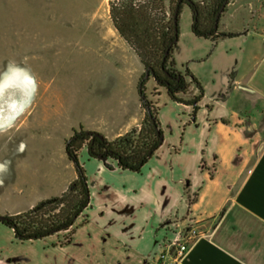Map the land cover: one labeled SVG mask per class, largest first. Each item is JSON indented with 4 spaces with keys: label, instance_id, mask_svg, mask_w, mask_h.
<instances>
[{
    "label": "crops",
    "instance_id": "crops-1",
    "mask_svg": "<svg viewBox=\"0 0 264 264\" xmlns=\"http://www.w3.org/2000/svg\"><path fill=\"white\" fill-rule=\"evenodd\" d=\"M253 4L252 0L230 1L219 19V31L234 34L218 40L208 53L204 49L190 59L183 55V33L188 47L195 45L198 37L191 29L189 8H185L186 13L183 9L174 60L177 69L187 67L200 82L203 97L194 118L191 106L167 98L186 109L183 131L191 128L198 136L195 141L184 136L178 145L171 144L161 161L149 165L140 188L123 185L107 189L106 203L97 213L101 224L98 235L105 237L100 239L97 252L92 237L84 238L88 247L70 264H157L162 242L184 226L192 227L196 235L177 264H264V20L259 19L257 28L246 24L255 12ZM184 16L190 23L185 32L181 29ZM194 61L207 64V69L198 73L192 66ZM143 70L142 66L135 82L127 87L123 82L118 84L119 78L110 79L111 84H118L116 102L92 118L78 119L63 141L78 126L99 132L108 140L138 126L144 117L138 93ZM151 79L150 90L146 86L149 97L155 86ZM162 90L166 92L160 88L159 96ZM189 92L193 96L197 89L191 85ZM188 95L183 98L189 99ZM159 116L158 111L160 121ZM64 156L63 163L48 177L50 188L32 193L26 209L59 195L76 178L66 150ZM110 170L120 169L113 164ZM85 215L88 221L81 227L89 222V215ZM83 218L80 215L76 221ZM55 244L44 245L67 246ZM4 261L0 259V264Z\"/></svg>",
    "mask_w": 264,
    "mask_h": 264
},
{
    "label": "rangeland",
    "instance_id": "rangeland-1",
    "mask_svg": "<svg viewBox=\"0 0 264 264\" xmlns=\"http://www.w3.org/2000/svg\"><path fill=\"white\" fill-rule=\"evenodd\" d=\"M252 1L255 12L248 16L246 24L257 28L259 19L264 20V0ZM108 2L0 0V215L20 208L27 210L32 193L50 188L48 177L66 159L63 140L70 134L71 125L114 104L118 84L123 82L127 87L141 73L137 55L112 25ZM185 17L181 23L183 32L190 30ZM203 39L198 37V42L188 47L183 33V55L190 59L197 58L204 49L208 53L213 45ZM192 66L198 73L207 69V64L198 61ZM112 78H119L118 84H111ZM152 83L150 78L148 90ZM191 93L188 92L190 98ZM158 107L163 142L140 172L110 170L101 159L89 157L86 148L79 151L78 161L90 194V206L84 212L89 222L77 227L71 243L64 247L44 245L61 240V233L18 242L12 230L0 222V259L5 260L4 264H70L88 247L84 243L88 236L98 251L105 235H98L101 224L97 213L106 203L107 189L123 185L140 188L149 165L156 164L157 159L161 161L171 144L178 145L184 136L193 141L198 136L197 130L183 131L181 121L186 109L169 102L163 90Z\"/></svg>",
    "mask_w": 264,
    "mask_h": 264
},
{
    "label": "trees",
    "instance_id": "trees-1",
    "mask_svg": "<svg viewBox=\"0 0 264 264\" xmlns=\"http://www.w3.org/2000/svg\"><path fill=\"white\" fill-rule=\"evenodd\" d=\"M178 1L168 0L167 7L166 0H109V15L114 29L135 52L144 69L138 80L144 117L138 126L113 140H108L99 132L85 130L82 126L74 129L65 141V150L75 166L76 178L59 195L43 199L25 211L3 215L5 219L0 222L12 230L16 241L40 240L61 233L62 239L55 245L64 246L72 241L77 227L88 221L84 212L90 206L89 187L84 169L78 161V153L83 147L89 157H101V160L110 161L120 170L141 171L161 145L159 136L162 130L158 119L160 88L166 90L171 101L191 106V117H195L198 102L203 97V88L187 67L177 69L174 60L177 42L170 46L165 55L170 42L176 35L179 37L181 9L186 5L191 10L194 35L210 40L213 46L218 40L234 33L213 30L215 16L224 0ZM177 6L178 30L175 32L174 12ZM147 69L149 76L145 77ZM150 78L155 81L151 98L146 93ZM191 85L197 89V94L184 99ZM153 97L156 99L152 100ZM111 163L107 164L108 168H112ZM80 215H84L82 222L75 224Z\"/></svg>",
    "mask_w": 264,
    "mask_h": 264
},
{
    "label": "built area",
    "instance_id": "built-area-1",
    "mask_svg": "<svg viewBox=\"0 0 264 264\" xmlns=\"http://www.w3.org/2000/svg\"><path fill=\"white\" fill-rule=\"evenodd\" d=\"M195 235L196 232L192 227L176 228L174 236L162 242L156 257L157 264H177L181 261Z\"/></svg>",
    "mask_w": 264,
    "mask_h": 264
},
{
    "label": "water",
    "instance_id": "water-1",
    "mask_svg": "<svg viewBox=\"0 0 264 264\" xmlns=\"http://www.w3.org/2000/svg\"><path fill=\"white\" fill-rule=\"evenodd\" d=\"M180 2V0L178 1V3ZM224 8V4L221 6V8H220V10L217 12V14H216V17H215V23H214V28H215V30H216V27H217V23H218V18H219V16H220V14H221V12H222V9ZM178 6L176 7V9H175V12H174V23H175V27H174V29H175V32L178 30L177 29V13H178ZM178 41V36L176 35L175 37H174V39L170 42V44L168 45V47L166 48V51H165V55L168 53V51H169V48H170V46L172 45V44H174V43H176ZM149 76V69H147L146 71H145V77H148ZM100 138H101V135H98ZM159 139H160V143H162V141H163V135L161 134L160 136H159ZM100 159H101V157H100ZM111 165H113V164H111ZM116 167V166H115ZM5 219V217L3 216V215H0V221H3Z\"/></svg>",
    "mask_w": 264,
    "mask_h": 264
},
{
    "label": "flooded vegetation",
    "instance_id": "flooded-vegetation-1",
    "mask_svg": "<svg viewBox=\"0 0 264 264\" xmlns=\"http://www.w3.org/2000/svg\"><path fill=\"white\" fill-rule=\"evenodd\" d=\"M229 3V0H224L223 1V3H222V5L224 4V8L222 9V12H221V14H220V16H219V18H218V23H217V27H216V30H215V28H214V24H213V30H214V32H222V31H219V19H220V17H221V15L226 11V6H227V4ZM221 5V6H222ZM221 8V7H220ZM220 8H219V10H220ZM218 10V11H219ZM191 11V10H190ZM216 17V16H215ZM214 23H215V20H214ZM224 33H227V32H224Z\"/></svg>",
    "mask_w": 264,
    "mask_h": 264
}]
</instances>
